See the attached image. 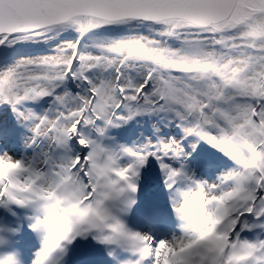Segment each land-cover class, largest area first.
I'll return each mask as SVG.
<instances>
[{"label":"snow or ice","instance_id":"obj_1","mask_svg":"<svg viewBox=\"0 0 264 264\" xmlns=\"http://www.w3.org/2000/svg\"><path fill=\"white\" fill-rule=\"evenodd\" d=\"M0 264H264V0H0Z\"/></svg>","mask_w":264,"mask_h":264}]
</instances>
